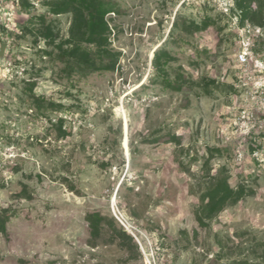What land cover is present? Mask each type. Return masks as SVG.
Returning <instances> with one entry per match:
<instances>
[{"label": "rangeland", "instance_id": "1", "mask_svg": "<svg viewBox=\"0 0 264 264\" xmlns=\"http://www.w3.org/2000/svg\"><path fill=\"white\" fill-rule=\"evenodd\" d=\"M52 1L0 0V264H264V0H111L103 47Z\"/></svg>", "mask_w": 264, "mask_h": 264}, {"label": "trees", "instance_id": "2", "mask_svg": "<svg viewBox=\"0 0 264 264\" xmlns=\"http://www.w3.org/2000/svg\"><path fill=\"white\" fill-rule=\"evenodd\" d=\"M47 5L54 15L64 13L73 14V22L70 29L71 41L87 42L99 45V47H103L108 42L107 34L109 33V30L107 23L105 22V17L115 11V6L111 0H53ZM24 6L28 8L27 4ZM79 50L80 48L75 46L72 50L63 53L62 56L74 55ZM103 54V56H109L110 51L105 49L103 50ZM162 57H167L165 51H154L152 65L158 74L164 73L163 67L166 65V62H161ZM110 58H112V56ZM162 84L164 87L176 91H179L180 89L178 86H174L167 78H163ZM209 196L211 200L215 197L218 198L216 209L221 207L227 199L233 197L232 192L227 186L212 190L209 193ZM102 219L103 218L97 214L87 217V221L90 223L92 231H97Z\"/></svg>", "mask_w": 264, "mask_h": 264}, {"label": "built area", "instance_id": "3", "mask_svg": "<svg viewBox=\"0 0 264 264\" xmlns=\"http://www.w3.org/2000/svg\"><path fill=\"white\" fill-rule=\"evenodd\" d=\"M0 11H1V8H0ZM0 25H1V22H0ZM246 32H248V30H246ZM2 37H3V32H1L0 30V39H2ZM253 47H254L253 39L249 38L248 36V38H246L243 41V43L241 44V47H239L235 55V61L238 66L246 68V67H250L252 64L258 63V59L255 57V54L253 52Z\"/></svg>", "mask_w": 264, "mask_h": 264}, {"label": "bare ground", "instance_id": "4", "mask_svg": "<svg viewBox=\"0 0 264 264\" xmlns=\"http://www.w3.org/2000/svg\"><path fill=\"white\" fill-rule=\"evenodd\" d=\"M124 130H125V134L127 133V123H126V120L124 121ZM123 146H124V149L126 150V155L127 154V138L125 137L124 141H123Z\"/></svg>", "mask_w": 264, "mask_h": 264}, {"label": "water", "instance_id": "5", "mask_svg": "<svg viewBox=\"0 0 264 264\" xmlns=\"http://www.w3.org/2000/svg\"><path fill=\"white\" fill-rule=\"evenodd\" d=\"M5 47H6L5 44H2V46L0 48V59L3 58Z\"/></svg>", "mask_w": 264, "mask_h": 264}]
</instances>
